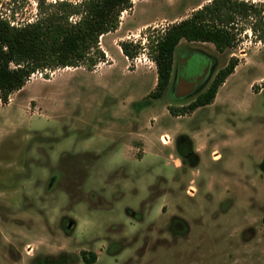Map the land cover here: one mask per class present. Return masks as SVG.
<instances>
[{"label": "rangeland", "instance_id": "obj_1", "mask_svg": "<svg viewBox=\"0 0 264 264\" xmlns=\"http://www.w3.org/2000/svg\"><path fill=\"white\" fill-rule=\"evenodd\" d=\"M203 1L132 0L123 26L100 37L112 59L35 73L0 99V264H264V42L249 28L223 52L183 40L212 60L208 79L192 93L175 86L184 49L160 98L148 94L153 60L127 61L118 47ZM34 14L31 3L18 20ZM231 57L237 68L211 104L168 111ZM188 137L202 141L186 163L174 141Z\"/></svg>", "mask_w": 264, "mask_h": 264}, {"label": "trees", "instance_id": "obj_2", "mask_svg": "<svg viewBox=\"0 0 264 264\" xmlns=\"http://www.w3.org/2000/svg\"><path fill=\"white\" fill-rule=\"evenodd\" d=\"M35 4L31 19L18 20L27 5ZM133 7L132 0H0V99L6 103L30 77L48 78L57 68L94 69L106 60L100 37L115 31L121 13ZM246 28L264 42V4L246 0H209L180 21L161 29L147 28V42L121 40L122 53L132 59L145 49L156 66L157 80L149 97L160 98L172 76L175 55L187 51L181 40L210 42L219 52L231 48ZM238 59L231 57L216 72L209 87L191 103L168 107L179 115L213 102L218 88L234 72ZM181 111V113H179ZM91 263L95 255L85 258Z\"/></svg>", "mask_w": 264, "mask_h": 264}, {"label": "flooded vegetation", "instance_id": "obj_3", "mask_svg": "<svg viewBox=\"0 0 264 264\" xmlns=\"http://www.w3.org/2000/svg\"><path fill=\"white\" fill-rule=\"evenodd\" d=\"M185 52H186L185 53L186 58L181 57V59L179 58V61L176 62L177 63V71H176L175 77H177V78L175 79L176 80L175 86H177L178 88L180 87V89L188 90V91H190V93H192L196 89L201 87L204 83H206V81L208 79V69L212 63V60L208 56H206L205 54L201 53L200 51L194 52V51H191L190 49H187V51H185ZM215 75H216V73L212 77L211 82L213 81ZM192 82L194 84L189 86L190 83H192ZM211 82H210V84H211ZM190 87L191 88L195 87V88L192 91V90H190ZM204 91L198 93L192 101H194L198 97V95L203 93ZM192 101H190L189 103H191ZM164 137L169 139L168 135L165 134L164 136L160 137V140H162V142H163V140H165ZM189 137L186 139L187 141H183V142H181V141L179 142L175 138H173V140L175 139V141H174V149L175 150L177 149L178 144H180V143L183 144V146H184L183 147V150H184L183 157L186 160V163L191 158H194V156L199 154L200 149L198 148V144H199V142L202 141V139L199 138L197 140V142L193 145L192 141H190L192 138H189ZM164 142H166V141H164ZM205 142H207V141H205ZM211 153H212V155L218 154L216 150H212ZM217 157H218V155L213 157V158L218 159ZM190 189H192V187H190Z\"/></svg>", "mask_w": 264, "mask_h": 264}, {"label": "crops", "instance_id": "obj_4", "mask_svg": "<svg viewBox=\"0 0 264 264\" xmlns=\"http://www.w3.org/2000/svg\"><path fill=\"white\" fill-rule=\"evenodd\" d=\"M209 0H204L203 2H201L200 4H198L196 7H194L193 8V10H195V9H197V8H199V7H201L203 4H205V3H207ZM246 1H252V2H254V3H263L264 4V0H246ZM176 19H166V18H164V19H162V20H159L160 21V23L157 21V20H155V21H152V22H146V23H144V24H141L139 27H137V29L136 30H134V31H138V32H141L143 29H145L147 26H151V25H153V24H159V25H161V26H163V22L164 21H166V22H169V23H173V22H177V21H180L181 19H178V20H176ZM168 24V23H167ZM169 25V24H168ZM123 26V21H121L120 22V26H119V28H117L116 30H119L121 27ZM115 30V31H116ZM248 30V29H247ZM129 31H131L132 33H131V35H134L135 33H134V31H132V30H129ZM108 33H110V32H108ZM108 33H106V34H108ZM102 36H105V34H103V35H101V37ZM128 37H130V35H128ZM183 40H181V42H182ZM185 41V40H184ZM185 42H187V41H185ZM181 44V43H180ZM101 46V45H100ZM119 47V51H120V53L122 54V56L124 57V59L125 60H127V61H129V59L122 53V51H121V48H120V46H118ZM105 51V54H106V56H107V59H112L111 58V56L109 55V53H108V51L107 50H104ZM107 61V60H106ZM102 63H104V62H102ZM111 63H109V64H107V65H110ZM128 66V65H127ZM173 68H174V66H173ZM235 68H237V66L235 67ZM127 69H128V67H127ZM153 72H154V84H156V80H157V73H156V67H154V69H153ZM173 72V71H172ZM227 79V78H226ZM154 87H155V85H154ZM218 92V91H217ZM150 93V92H149ZM148 93V94H149ZM217 94V93H216ZM216 97V96H215ZM215 99V98H214ZM214 101V100H213ZM211 104V103H210ZM207 105H209V104H207ZM204 106H206V105H204ZM204 106H201V107H204ZM201 107H198V108H196V109H194L193 111H195V110H197V109H199V108H201ZM162 136H164V135H162ZM199 139V138H198Z\"/></svg>", "mask_w": 264, "mask_h": 264}, {"label": "built area", "instance_id": "obj_5", "mask_svg": "<svg viewBox=\"0 0 264 264\" xmlns=\"http://www.w3.org/2000/svg\"><path fill=\"white\" fill-rule=\"evenodd\" d=\"M164 27L165 26H161L159 24H153V25L150 26V29L151 30H154V29H161V30H163ZM132 36H133L132 39H130L129 41H132L133 43H136V42H139L140 41L141 42V45L144 46L146 44V42H147V38H146L147 37V33L146 32L142 33L141 35H140V32H138L137 34H134ZM144 54H146L145 49H143V51L141 53H139L137 56H135V57L132 58L133 63L140 62L141 61V55L144 57Z\"/></svg>", "mask_w": 264, "mask_h": 264}, {"label": "bare ground", "instance_id": "obj_6", "mask_svg": "<svg viewBox=\"0 0 264 264\" xmlns=\"http://www.w3.org/2000/svg\"><path fill=\"white\" fill-rule=\"evenodd\" d=\"M70 68H71V67H66L65 69H70ZM164 141H165V140H163V143H165Z\"/></svg>", "mask_w": 264, "mask_h": 264}]
</instances>
